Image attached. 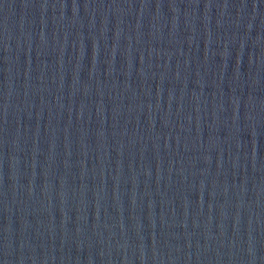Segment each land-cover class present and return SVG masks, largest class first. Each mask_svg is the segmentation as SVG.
<instances>
[{
  "label": "water",
  "instance_id": "obj_1",
  "mask_svg": "<svg viewBox=\"0 0 264 264\" xmlns=\"http://www.w3.org/2000/svg\"><path fill=\"white\" fill-rule=\"evenodd\" d=\"M0 264H264V0H0Z\"/></svg>",
  "mask_w": 264,
  "mask_h": 264
}]
</instances>
